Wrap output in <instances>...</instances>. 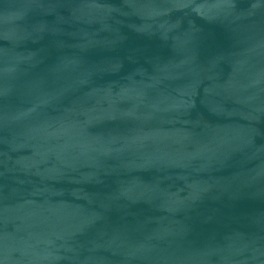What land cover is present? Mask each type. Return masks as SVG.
Segmentation results:
<instances>
[{"label": "water", "instance_id": "obj_1", "mask_svg": "<svg viewBox=\"0 0 264 264\" xmlns=\"http://www.w3.org/2000/svg\"><path fill=\"white\" fill-rule=\"evenodd\" d=\"M0 264H264V0H0Z\"/></svg>", "mask_w": 264, "mask_h": 264}]
</instances>
